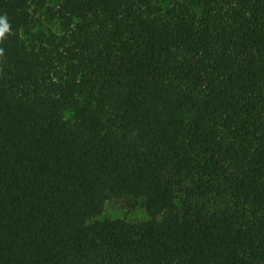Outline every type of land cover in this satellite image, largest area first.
Here are the masks:
<instances>
[{"label":"trees","instance_id":"trees-1","mask_svg":"<svg viewBox=\"0 0 264 264\" xmlns=\"http://www.w3.org/2000/svg\"><path fill=\"white\" fill-rule=\"evenodd\" d=\"M156 1L0 0V264H264V0Z\"/></svg>","mask_w":264,"mask_h":264},{"label":"rangeland","instance_id":"rangeland-1","mask_svg":"<svg viewBox=\"0 0 264 264\" xmlns=\"http://www.w3.org/2000/svg\"><path fill=\"white\" fill-rule=\"evenodd\" d=\"M63 0H46V6L41 7L34 3L30 7L32 16V29L23 31V38L30 45H35L38 42L40 34L60 35L62 33L60 21L52 17L49 9H58L59 4ZM163 1V6L168 5L174 0H159ZM158 0L156 2H159ZM73 114L68 113L71 117ZM99 219H126L129 222L137 223L150 219L149 213L140 203H129L124 200L111 199L106 203L105 210Z\"/></svg>","mask_w":264,"mask_h":264},{"label":"clouds","instance_id":"clouds-1","mask_svg":"<svg viewBox=\"0 0 264 264\" xmlns=\"http://www.w3.org/2000/svg\"><path fill=\"white\" fill-rule=\"evenodd\" d=\"M8 30V27L7 25H5V28L3 30H0V39L3 38V35H4V31H7Z\"/></svg>","mask_w":264,"mask_h":264}]
</instances>
